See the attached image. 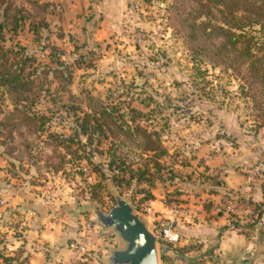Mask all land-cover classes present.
<instances>
[{
	"label": "rangeland",
	"instance_id": "374dc122",
	"mask_svg": "<svg viewBox=\"0 0 264 264\" xmlns=\"http://www.w3.org/2000/svg\"><path fill=\"white\" fill-rule=\"evenodd\" d=\"M172 5L0 0V45L34 80L21 98L0 86V264L7 255L26 264H109L122 241L92 207L107 211L114 193L148 229L174 223L177 240L155 243L157 264H215L218 226L208 224L217 214L255 231L262 214L254 219V201L238 190L264 189L256 169L264 162V95L199 53L168 18ZM249 30L264 35L258 24ZM102 106L105 135L81 133L77 122ZM133 124L155 149L144 148L141 130L123 132ZM240 200L251 209H225ZM249 260L264 264V251Z\"/></svg>",
	"mask_w": 264,
	"mask_h": 264
},
{
	"label": "trees",
	"instance_id": "16d2710c",
	"mask_svg": "<svg viewBox=\"0 0 264 264\" xmlns=\"http://www.w3.org/2000/svg\"><path fill=\"white\" fill-rule=\"evenodd\" d=\"M173 5L168 18L176 27L192 41L199 53L213 61L229 66L252 87L253 95H264V35L255 37L250 33L249 27L258 24L264 29V0H172ZM185 1H191L184 10ZM4 13V12H3ZM203 17V18H201ZM5 19L0 20V29L5 25ZM7 48L0 45V86H4L10 94L17 98L22 97L21 91L32 93L34 87L33 77L29 78L30 71L23 73V66L9 60ZM16 54V51H12ZM27 60L28 56H21ZM32 95V94H31ZM27 97V93L25 94ZM98 116L79 121L80 132L86 135L92 132L105 135V128L111 126L106 120L107 108L102 106ZM102 114V115H100ZM105 116V117H104ZM89 118V119H88ZM90 118H93L92 122ZM112 123H117L113 120ZM121 127V125L115 124ZM141 130L148 136L145 149H155L157 143L150 140L149 132L138 124L127 125L124 133L133 134ZM131 128V129H130ZM264 196V189L262 190ZM256 210L254 219L264 211L263 199L253 202ZM170 243H167L169 246ZM3 264H26L23 257L3 256ZM29 264V263H28ZM75 264H85L77 262Z\"/></svg>",
	"mask_w": 264,
	"mask_h": 264
},
{
	"label": "water",
	"instance_id": "95a60500",
	"mask_svg": "<svg viewBox=\"0 0 264 264\" xmlns=\"http://www.w3.org/2000/svg\"><path fill=\"white\" fill-rule=\"evenodd\" d=\"M140 83V80H137ZM115 203L102 211L93 206L95 219L104 227H111L122 241V246L109 250V264H157L156 238L147 228L145 220L133 212V207L122 196L114 193ZM165 222L162 227L173 226ZM243 264H249L244 261Z\"/></svg>",
	"mask_w": 264,
	"mask_h": 264
},
{
	"label": "crops",
	"instance_id": "0c3cea01",
	"mask_svg": "<svg viewBox=\"0 0 264 264\" xmlns=\"http://www.w3.org/2000/svg\"><path fill=\"white\" fill-rule=\"evenodd\" d=\"M230 185L232 184H226L225 188L229 189ZM238 191V193L253 201L262 199V192L259 186L251 187L247 183H242ZM261 214L255 231L248 235L229 225V219L224 212L211 217L208 226L212 225L210 227L213 229L218 226L217 231L219 232L215 242V249L220 254L215 258V264H243L244 261H248L251 264L249 258H255L257 254H261L264 251V211ZM214 225L216 226L214 227ZM210 236L207 235V239Z\"/></svg>",
	"mask_w": 264,
	"mask_h": 264
},
{
	"label": "built area",
	"instance_id": "2783aa9c",
	"mask_svg": "<svg viewBox=\"0 0 264 264\" xmlns=\"http://www.w3.org/2000/svg\"><path fill=\"white\" fill-rule=\"evenodd\" d=\"M256 169L264 174V162H258L256 165ZM240 201L228 202L224 205V207L226 210L232 212L239 211L240 209H243L245 211L251 209V205L248 201ZM149 230L155 236L156 243H158L162 247H166L167 243H174L178 238V234L170 226L162 227V225H160L158 228H150ZM79 248L83 249V246H80Z\"/></svg>",
	"mask_w": 264,
	"mask_h": 264
}]
</instances>
